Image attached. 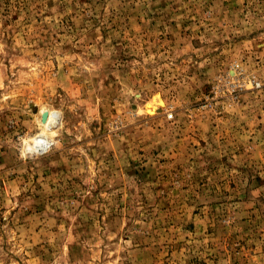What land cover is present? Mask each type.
I'll list each match as a JSON object with an SVG mask.
<instances>
[{
  "label": "rangeland",
  "instance_id": "obj_1",
  "mask_svg": "<svg viewBox=\"0 0 264 264\" xmlns=\"http://www.w3.org/2000/svg\"><path fill=\"white\" fill-rule=\"evenodd\" d=\"M0 264H264V0H0Z\"/></svg>",
  "mask_w": 264,
  "mask_h": 264
},
{
  "label": "bare ground",
  "instance_id": "obj_2",
  "mask_svg": "<svg viewBox=\"0 0 264 264\" xmlns=\"http://www.w3.org/2000/svg\"><path fill=\"white\" fill-rule=\"evenodd\" d=\"M162 105V102L160 101V98L159 96H156L152 99V102L150 103V105L147 106V110L149 111V113H152L154 110H156V105ZM44 112H47V111H42V114ZM48 115H47V118L45 121L42 122L41 120V124L44 126V128L46 130H50L52 126L56 125L58 123V119L56 118V116L54 114H52L51 112H47ZM41 114V115H42ZM43 138V137H42ZM39 147H41L42 149L45 148V145H44V141L43 140H39ZM38 148V145L37 147Z\"/></svg>",
  "mask_w": 264,
  "mask_h": 264
},
{
  "label": "water",
  "instance_id": "obj_3",
  "mask_svg": "<svg viewBox=\"0 0 264 264\" xmlns=\"http://www.w3.org/2000/svg\"><path fill=\"white\" fill-rule=\"evenodd\" d=\"M47 115H48L47 112H44V113L41 115V120H42V122L46 120Z\"/></svg>",
  "mask_w": 264,
  "mask_h": 264
}]
</instances>
